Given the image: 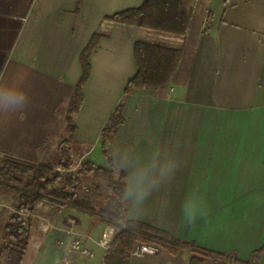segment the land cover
Returning a JSON list of instances; mask_svg holds the SVG:
<instances>
[{
	"label": "crops",
	"instance_id": "0c3cea01",
	"mask_svg": "<svg viewBox=\"0 0 264 264\" xmlns=\"http://www.w3.org/2000/svg\"><path fill=\"white\" fill-rule=\"evenodd\" d=\"M144 0H0V83L23 81L28 104L0 113V158L45 164L67 141L64 110L81 77L80 55L91 37L105 34L90 55L83 102L73 115L79 161L112 167L110 153L130 164L153 152L175 162L170 180L153 189L139 215L126 218L171 235L181 244L264 264V0H194L187 37L179 40L133 25L103 21L139 8ZM136 42L182 46L169 84L125 96L135 75ZM123 122L105 142L103 128L118 105ZM73 149V148H72ZM5 198L11 203L5 201ZM17 197L0 191L2 230ZM184 208L196 209L189 225ZM99 209L39 207L29 219L22 264H104L106 250L81 239L87 258L71 249L77 234L99 241L110 218ZM119 223V222H117ZM121 224V223H119ZM193 253L163 249L130 264H189Z\"/></svg>",
	"mask_w": 264,
	"mask_h": 264
},
{
	"label": "trees",
	"instance_id": "16d2710c",
	"mask_svg": "<svg viewBox=\"0 0 264 264\" xmlns=\"http://www.w3.org/2000/svg\"><path fill=\"white\" fill-rule=\"evenodd\" d=\"M80 1V0H79ZM194 0H144L136 9L126 10L103 21L122 25H133L159 34L184 40L190 28L191 6ZM105 34L95 33L80 55L81 77L73 95L64 110V120L68 133L67 141L60 142L45 164H32L13 158L3 157L0 162V191L5 195L17 197L14 212L11 213L2 230L0 244V264H22L30 239L29 219L36 210L47 205L55 209L73 207L91 211L89 204L78 195L80 178L92 175L95 181L103 183L111 196L98 213L119 228L110 248L106 251L104 264H130L131 252L136 245H154L170 254H176L184 247L192 250L189 264H216L217 260H229V256L204 252L193 244H181L171 235L151 226L127 220L123 204L118 203V196L125 186V175L118 176L111 166L99 168L89 162H81L76 174L67 172L73 166L70 144L74 140L75 125L73 115L78 112L83 102V87L90 74V55ZM182 53V46L169 47L157 43L136 42L133 58L135 75L128 81L124 95L139 89L158 90L166 87L177 69ZM122 104L118 105L101 133L103 144L123 122ZM61 169L60 174L55 169ZM96 189L98 187L93 186ZM121 224H119V223ZM260 251L255 252L248 261L232 260V264H258Z\"/></svg>",
	"mask_w": 264,
	"mask_h": 264
},
{
	"label": "clouds",
	"instance_id": "9594fccd",
	"mask_svg": "<svg viewBox=\"0 0 264 264\" xmlns=\"http://www.w3.org/2000/svg\"><path fill=\"white\" fill-rule=\"evenodd\" d=\"M28 99L22 80L0 83V113L15 114L22 112L28 104ZM110 155L113 158V167L117 173L121 168H133L118 196V203L125 206L129 216L140 214L153 189L158 188L162 182L170 180L176 167L172 159L162 158L159 150L153 152L150 163L146 165L130 164L129 154L127 152L121 153L119 149L113 150ZM183 211L187 223L193 224L197 215L196 209L184 208Z\"/></svg>",
	"mask_w": 264,
	"mask_h": 264
},
{
	"label": "rangeland",
	"instance_id": "374dc122",
	"mask_svg": "<svg viewBox=\"0 0 264 264\" xmlns=\"http://www.w3.org/2000/svg\"><path fill=\"white\" fill-rule=\"evenodd\" d=\"M72 148H73V152H72V163H73L72 166L73 167L67 172L76 174L77 169L79 168L81 163L79 161L78 149H76L74 146H72ZM1 160L2 158H0V162ZM55 171L60 174L64 173L63 170L58 169V168H56ZM80 181L81 183L77 191L82 201L89 204L92 209H97V210L107 204L108 199L111 196V191L103 183L95 181L92 175L82 176L80 178ZM95 185L98 187V189L96 190L93 187ZM9 200L5 198V201L8 203V206H9V203H11ZM7 212L12 213L9 210ZM216 264H227V262L225 263L223 261H217Z\"/></svg>",
	"mask_w": 264,
	"mask_h": 264
},
{
	"label": "built area",
	"instance_id": "2783aa9c",
	"mask_svg": "<svg viewBox=\"0 0 264 264\" xmlns=\"http://www.w3.org/2000/svg\"><path fill=\"white\" fill-rule=\"evenodd\" d=\"M117 234V229L114 227H108L103 232L102 237L99 241L92 240L89 236L77 234L74 241L72 242L71 249L74 252H77L87 258H92L93 253L88 248L84 247L81 244V239L85 238L89 241L95 243L98 246L103 247L106 251L110 248L111 243L113 242ZM159 248L154 245H145L139 244L136 245L134 250L131 252V257H143L145 255H155L158 252Z\"/></svg>",
	"mask_w": 264,
	"mask_h": 264
}]
</instances>
